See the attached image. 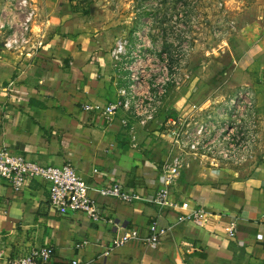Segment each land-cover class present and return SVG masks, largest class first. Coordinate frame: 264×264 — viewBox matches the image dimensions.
Masks as SVG:
<instances>
[{
	"label": "crops",
	"instance_id": "crops-1",
	"mask_svg": "<svg viewBox=\"0 0 264 264\" xmlns=\"http://www.w3.org/2000/svg\"><path fill=\"white\" fill-rule=\"evenodd\" d=\"M93 1L73 10L78 0H37L29 45L0 53V149L45 166L71 164L92 185L119 182L151 198L161 188L168 155V145L154 133L157 125H135L131 132L121 124L123 113L104 120L84 110L117 101L124 81L110 53L129 31L121 9L106 10ZM256 43L240 61L245 67L264 51V36ZM239 75L242 83L252 79L261 88L256 83L262 75ZM255 165L217 169L193 163L182 172L172 197L176 207L169 209L92 192L101 209L96 220L55 213L43 182L15 190L0 178V245L6 251L0 264L45 246L54 249L45 264H264V165ZM199 207L208 218L188 221ZM233 220L237 235L230 237L226 228ZM154 222L165 230L156 249L134 240L111 250L126 231L146 237Z\"/></svg>",
	"mask_w": 264,
	"mask_h": 264
},
{
	"label": "built area",
	"instance_id": "built-area-1",
	"mask_svg": "<svg viewBox=\"0 0 264 264\" xmlns=\"http://www.w3.org/2000/svg\"><path fill=\"white\" fill-rule=\"evenodd\" d=\"M147 13L148 10L139 12ZM37 22V0H0V53L19 51L29 45ZM181 27L186 31L187 40L179 52L170 51V46L163 49L154 42L150 20L125 32L110 53L114 72L124 81L117 101L107 106L84 105L85 111L104 120L123 113L121 124L131 132L135 125L143 129L157 125L154 133L168 145V155L162 166V185L155 195L145 198L135 191L125 190L119 182L92 185L71 164L45 166L6 147L0 149V178L15 190H21L34 180L43 182L48 187L55 213L60 216L84 213L96 220L101 209L92 192L124 203L145 200L169 209L176 207L172 197L182 172L191 169L193 163L217 169L244 168L255 163L261 116L253 86L244 84L229 94H213L201 102H189L181 112L174 106L177 92L189 88L194 79L190 65V26ZM93 173L98 174V170ZM209 214L199 207L186 219L202 221ZM226 232L230 237L237 235L236 220L230 222ZM164 234L165 230L154 222L146 237L138 230L126 231L113 241L111 250L134 240H144L156 249ZM53 255L54 249L45 246L12 257L9 263L45 264ZM5 256L6 251L0 245V261Z\"/></svg>",
	"mask_w": 264,
	"mask_h": 264
},
{
	"label": "rangeland",
	"instance_id": "rangeland-1",
	"mask_svg": "<svg viewBox=\"0 0 264 264\" xmlns=\"http://www.w3.org/2000/svg\"><path fill=\"white\" fill-rule=\"evenodd\" d=\"M93 2L99 8L106 6L104 7L106 10L119 12L121 9V14L128 16L127 33L139 23L150 20L154 42L163 49L170 46L172 48L170 51L174 52L181 51L182 45L187 40L186 31L181 25L190 26V65L194 79L189 88L177 92L178 102L175 104L180 112L189 102L198 103L213 94H229L247 83L256 91L264 92V80L256 83L262 85L258 90L252 84V79L242 83L239 75L247 73L250 77L255 73L262 75L264 79V51L257 55L255 60L257 66L251 63L252 65L248 64L245 67L246 65L240 63L243 56L257 46L256 41L264 36V20L263 18L260 20L264 15V0H97ZM146 10L149 13L139 14L140 11ZM253 66H256L258 71H251ZM261 67L262 71H259ZM258 92L261 130L256 164L264 165V93Z\"/></svg>",
	"mask_w": 264,
	"mask_h": 264
},
{
	"label": "trees",
	"instance_id": "trees-1",
	"mask_svg": "<svg viewBox=\"0 0 264 264\" xmlns=\"http://www.w3.org/2000/svg\"><path fill=\"white\" fill-rule=\"evenodd\" d=\"M82 4H84V0H78V4L73 6V10H78Z\"/></svg>",
	"mask_w": 264,
	"mask_h": 264
}]
</instances>
